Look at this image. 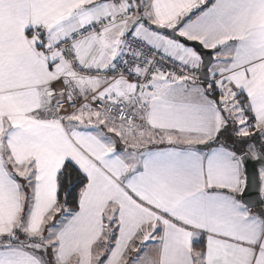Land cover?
<instances>
[{"label":"snow or ice","instance_id":"6c2138e0","mask_svg":"<svg viewBox=\"0 0 264 264\" xmlns=\"http://www.w3.org/2000/svg\"><path fill=\"white\" fill-rule=\"evenodd\" d=\"M0 264H264V0H0Z\"/></svg>","mask_w":264,"mask_h":264}]
</instances>
